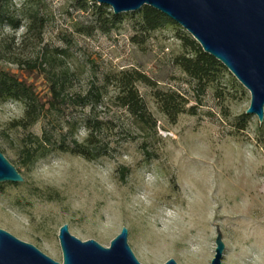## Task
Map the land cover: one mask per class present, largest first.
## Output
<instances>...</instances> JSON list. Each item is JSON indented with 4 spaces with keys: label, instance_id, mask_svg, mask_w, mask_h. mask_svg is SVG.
I'll list each match as a JSON object with an SVG mask.
<instances>
[{
    "label": "rangeland",
    "instance_id": "1",
    "mask_svg": "<svg viewBox=\"0 0 264 264\" xmlns=\"http://www.w3.org/2000/svg\"><path fill=\"white\" fill-rule=\"evenodd\" d=\"M145 8L113 22L93 0H0L2 68L30 76L40 96L52 81L65 95L28 127L20 103L0 102V152L24 178L0 184V229L57 262L67 225L103 247L126 228L141 264H211L217 225L221 264H264V119L245 113L248 91L182 27L144 29ZM92 88L91 107L72 104ZM129 90L143 122L122 105ZM87 122L92 160L73 152Z\"/></svg>",
    "mask_w": 264,
    "mask_h": 264
},
{
    "label": "water",
    "instance_id": "2",
    "mask_svg": "<svg viewBox=\"0 0 264 264\" xmlns=\"http://www.w3.org/2000/svg\"><path fill=\"white\" fill-rule=\"evenodd\" d=\"M110 7L115 16L149 7L182 27L203 53L218 61L250 94L247 115L264 119V0H93ZM24 178L0 152V184L23 183ZM216 249L211 264H221L225 245L216 225ZM122 228L109 247L81 241L59 229L62 262L43 254L0 229V264H141ZM165 264H177L170 259Z\"/></svg>",
    "mask_w": 264,
    "mask_h": 264
},
{
    "label": "trees",
    "instance_id": "3",
    "mask_svg": "<svg viewBox=\"0 0 264 264\" xmlns=\"http://www.w3.org/2000/svg\"><path fill=\"white\" fill-rule=\"evenodd\" d=\"M145 11L146 14L143 20V28L146 30H153L171 21L149 7L145 8ZM118 20L119 15H112L113 22H117ZM207 56L205 54L202 57L208 58ZM209 59L211 60L213 66L224 69L218 61L214 60L212 57ZM191 76L197 80L199 90H204L205 85L202 82L208 74L204 71L203 67H196ZM48 92L49 95L47 97L40 96L39 93L36 92L34 81H30V76L7 71L2 68L0 64V102L11 100L20 103L24 107V116L20 121V125L22 127L31 126L45 118L47 112L56 110V105L54 104H59V102L65 103L63 89L60 85L58 86L56 81H52ZM95 98H97V95H95L94 88H92L85 95L77 96L74 99H70V101L75 106L88 108L91 107V102ZM120 100L122 101V105L128 109L131 115L139 119L141 122L145 120L147 115L146 108L135 90H129L125 95H123V97L120 98ZM86 128L89 131V138L81 144L74 141L73 152L86 160H92L93 158H97L100 153L99 151H96L98 149L91 141L94 134V127L87 122ZM46 135V130L43 129L42 137L40 139L41 145L46 146L49 144V140ZM59 149L61 151H65L64 146Z\"/></svg>",
    "mask_w": 264,
    "mask_h": 264
}]
</instances>
